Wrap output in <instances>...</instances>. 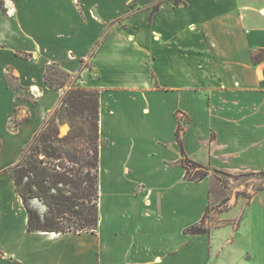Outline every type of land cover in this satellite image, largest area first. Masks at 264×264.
Listing matches in <instances>:
<instances>
[{
    "label": "crops",
    "instance_id": "1",
    "mask_svg": "<svg viewBox=\"0 0 264 264\" xmlns=\"http://www.w3.org/2000/svg\"><path fill=\"white\" fill-rule=\"evenodd\" d=\"M180 1L3 0L0 264H264V189L187 233L213 171L264 173V0ZM48 65L98 92L93 233L29 232L15 190L11 168L69 88L45 83ZM182 153L208 176L186 180Z\"/></svg>",
    "mask_w": 264,
    "mask_h": 264
},
{
    "label": "trees",
    "instance_id": "2",
    "mask_svg": "<svg viewBox=\"0 0 264 264\" xmlns=\"http://www.w3.org/2000/svg\"><path fill=\"white\" fill-rule=\"evenodd\" d=\"M169 1L174 6L182 4L180 0ZM157 7L155 5L153 11ZM0 8L4 10L3 0H0ZM263 57L261 51L253 55L252 60L258 63ZM57 74L60 78L56 77ZM79 79V73L71 76L56 65L46 67L44 81L47 85L58 90L69 88L63 92L54 111L45 117L19 162L11 168L15 190L26 210L29 232L93 233L98 225V155L101 145L98 92L74 87V82ZM62 125L68 126L64 135L59 132ZM179 131L178 127L176 138L181 147ZM182 156L186 180L198 182L208 176L205 167L189 160L183 153ZM212 173L222 174L218 171ZM33 199L47 207L45 214L29 205ZM187 233L200 235L207 234L208 230L193 225Z\"/></svg>",
    "mask_w": 264,
    "mask_h": 264
},
{
    "label": "rangeland",
    "instance_id": "3",
    "mask_svg": "<svg viewBox=\"0 0 264 264\" xmlns=\"http://www.w3.org/2000/svg\"><path fill=\"white\" fill-rule=\"evenodd\" d=\"M54 70V69H53ZM57 78L60 76L57 74ZM68 130L67 125H62L59 128L60 135H64ZM211 200L210 205L202 218L203 222L199 226L209 227L216 223L215 214L227 211L235 199H249L259 189L264 188V173L263 174H245V175H228L211 173ZM219 203V207L215 204ZM39 204L42 202L33 199L29 201V205L37 211L40 209ZM47 209V207H45ZM47 212V211H46ZM42 214V213H40Z\"/></svg>",
    "mask_w": 264,
    "mask_h": 264
}]
</instances>
